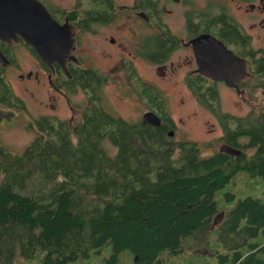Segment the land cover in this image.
<instances>
[{
	"label": "trees",
	"instance_id": "1",
	"mask_svg": "<svg viewBox=\"0 0 264 264\" xmlns=\"http://www.w3.org/2000/svg\"><path fill=\"white\" fill-rule=\"evenodd\" d=\"M259 72L264 89L263 60ZM8 102L24 106L0 74V103ZM222 122V140L240 155L220 149L202 156L198 144L187 142L174 159L158 128L115 118L101 106L74 127L38 121L39 134L22 153L0 149V264L38 251L42 264H69L109 243L105 264H118L124 250L133 253L132 264H163L164 250L180 253L217 229L229 250L216 251L221 264H264V241L249 242L264 235V198L248 196L230 208L216 200L240 171L264 176V110Z\"/></svg>",
	"mask_w": 264,
	"mask_h": 264
},
{
	"label": "flooded vegetation",
	"instance_id": "2",
	"mask_svg": "<svg viewBox=\"0 0 264 264\" xmlns=\"http://www.w3.org/2000/svg\"><path fill=\"white\" fill-rule=\"evenodd\" d=\"M40 1L60 25L72 31L73 46L66 56V66L47 65L19 36L18 41L9 44L0 40L3 55L0 74L9 83L7 69L10 68L21 80L32 81L31 88L25 85V91L32 97L34 89L49 87L47 102L41 104L54 112L60 105H66L70 113L67 120L53 119L67 122L71 127L79 125L85 114L97 106L112 114L106 104L111 99L105 91L111 85L112 101L117 109L116 101L143 108L137 121L112 114L115 118L156 127L168 141L180 142L187 122L196 113L184 116L174 113L173 92L180 95L176 102L179 109L191 100H198L222 122L217 110L220 85L241 91L244 79L230 84L212 77L220 76L216 71L207 68L204 72L209 75L203 73L201 60L205 54L226 55L227 50L232 51L238 57L237 69L246 63V78L258 76L260 61H264L261 32H264V0ZM229 1L235 8L231 13L227 9ZM202 39L209 45L201 46ZM16 44L31 51L40 70L18 73L20 64L13 48ZM141 63L155 66L153 81L140 73ZM75 94L82 105L73 102ZM152 96L158 99L154 101ZM148 113L157 117L159 126L147 123ZM45 118L49 116L43 115L41 120Z\"/></svg>",
	"mask_w": 264,
	"mask_h": 264
},
{
	"label": "rangeland",
	"instance_id": "3",
	"mask_svg": "<svg viewBox=\"0 0 264 264\" xmlns=\"http://www.w3.org/2000/svg\"><path fill=\"white\" fill-rule=\"evenodd\" d=\"M227 9L229 13L235 10L230 1L228 2ZM261 32L264 33L262 30ZM13 48L20 64V67L17 68L18 73L26 74L30 70L33 72L40 70L35 56L27 47L22 44H16ZM154 68L155 66L150 63H148V66L144 63L138 64V70L146 76L148 81H153ZM259 76L244 79L241 83L240 92H236L229 86L220 85L217 110L220 112L221 117L228 116L232 118L236 116L248 119L251 116L253 118L264 110V89L261 87ZM7 77L14 94L22 101L24 106L12 105V102H8L7 104L0 103V115L2 116L0 119V149L5 147L13 153H22L39 134L40 129L37 122L41 120L43 115H47L49 118L59 117L62 120H67L70 113L64 104L60 105V109L56 112L49 108L47 109V107L41 104L42 101L47 102L49 87L43 86L34 89L35 96L32 97L30 93L25 91V85L31 88L32 81L21 80L17 77V73L10 68L7 69ZM110 86H107L105 91L109 99H111L106 104L112 111V114L120 115L130 122L139 120L143 111L141 105L119 103L116 101L119 105V109H117L114 106L115 104L113 105V89ZM52 92L54 91L52 90ZM179 97L180 95H176L173 92L171 105L174 113H180L182 116L186 113L190 115L195 112L196 114L192 115L187 122L186 130L182 133L180 142H175L174 139V141L170 142L167 138H164L173 149L174 159L182 155V149L179 145L187 142L198 144L202 149V156H210L219 151L224 145V141L222 140L225 135L223 122H220L215 114L202 106L198 100H191L185 107L179 109L176 105ZM72 100L76 105H82L78 95H73ZM224 120L226 119L224 118ZM105 146L110 155L114 156L117 154V148L110 141L105 140ZM251 153L249 151L247 154ZM227 191L235 194V200L227 201L225 199L224 193ZM248 196L264 198V176H253L250 172L242 170L225 188L216 193V200L220 208H230L240 199ZM262 241H264L263 233L249 240L250 243ZM206 249L207 251H204L205 254L201 253V250ZM217 250H220L222 253L229 252L220 239L218 229L209 232L206 242L197 240L188 241L184 244V251L172 253L170 250H164L161 253V257L163 258V264H221L220 257L216 254ZM41 253L42 251H38L36 257L32 259L17 257L11 264H42ZM111 253L112 246L109 243L103 246L100 252L92 251L88 257H80L69 264H105V259ZM133 259V253L130 250H124L120 255L118 264H132Z\"/></svg>",
	"mask_w": 264,
	"mask_h": 264
},
{
	"label": "water",
	"instance_id": "4",
	"mask_svg": "<svg viewBox=\"0 0 264 264\" xmlns=\"http://www.w3.org/2000/svg\"><path fill=\"white\" fill-rule=\"evenodd\" d=\"M19 36L34 48L47 65L59 63L66 66V56L70 54L73 46L72 31L60 25L40 0H0V40L9 44L13 40L18 41ZM199 44L203 47L209 45V43L205 45L203 39ZM212 47L216 46L212 44ZM227 51L226 55L205 54L201 60L202 71L207 75L209 74L204 72L207 68L216 71L220 76L212 77L235 84L246 79L248 71L246 63L242 64L241 69H237L235 64L238 57L232 51ZM0 58H3L1 50ZM146 118L147 123L159 126L153 113H148ZM221 151L237 156L242 153V150L227 144L221 147ZM225 212H221L215 218L214 225L222 223ZM204 251L207 249L201 250V253L205 254Z\"/></svg>",
	"mask_w": 264,
	"mask_h": 264
}]
</instances>
